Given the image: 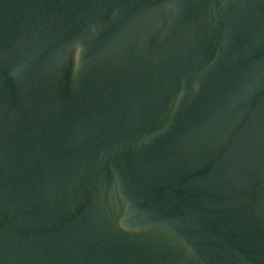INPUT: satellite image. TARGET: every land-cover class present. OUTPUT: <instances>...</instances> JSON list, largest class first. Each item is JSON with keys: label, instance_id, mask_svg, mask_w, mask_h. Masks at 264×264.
<instances>
[{"label": "water", "instance_id": "water-1", "mask_svg": "<svg viewBox=\"0 0 264 264\" xmlns=\"http://www.w3.org/2000/svg\"><path fill=\"white\" fill-rule=\"evenodd\" d=\"M0 264H264V0H0Z\"/></svg>", "mask_w": 264, "mask_h": 264}]
</instances>
